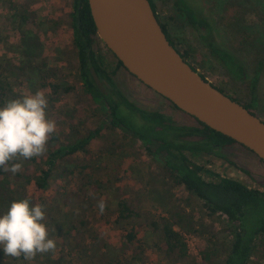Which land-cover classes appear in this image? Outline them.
Returning <instances> with one entry per match:
<instances>
[{
    "label": "rangeland",
    "instance_id": "obj_1",
    "mask_svg": "<svg viewBox=\"0 0 264 264\" xmlns=\"http://www.w3.org/2000/svg\"><path fill=\"white\" fill-rule=\"evenodd\" d=\"M11 1L19 5V12L25 14L28 20L23 23L24 27L18 26L19 19L9 26L0 23V58L4 64L11 66L12 75L18 74L19 65L32 67L27 70L31 71L27 82L23 87L13 85V91L21 90L20 96L34 94L37 90L44 91L48 100L47 117L54 120L56 130L66 136L74 135L70 129L71 121L78 124L80 129L94 128L103 111L84 94L78 78V62L71 45L68 15L72 0ZM170 1L154 0L159 20L168 23V30L177 47L204 73L208 81L248 105L264 121V65L256 80L254 93H251L255 68L258 61L264 62V0H188L199 15L211 21L214 40L233 52L244 65L245 76L241 80L231 77L217 62L201 38V29L181 17L168 18L172 14ZM8 5L9 0H0V22H3L2 15L8 13ZM27 25L31 28H26ZM94 49L105 56L112 67L115 66V58L102 41L97 40ZM113 78L119 89L137 105L164 112L177 124H196L193 118L176 109L124 68L119 67ZM52 84L57 86L55 92ZM13 94H9L12 99ZM89 148L93 155L89 162L90 171L108 172L112 180L111 183L102 184V190L93 191L86 185L78 190L80 198L73 196L80 183L84 182L80 166L85 163L86 156L81 152L61 162L50 181L49 189L42 197L33 191L31 185L22 186L12 180L7 183L10 189L21 185L27 199H32L34 204L45 201L42 205L48 231L54 225L64 226L67 222L96 216L100 220L99 229L108 234L114 250L124 228L135 225L139 229V237L147 241L143 264H172L156 251L157 232L146 225L158 216L171 215L176 221L174 227L182 232L188 244L189 257L184 263L178 264H214L223 256L221 246L224 248L230 240L225 222L207 217L201 204L189 197L182 188L170 187L172 184L163 179L161 163L144 154L137 142L122 139L119 132L104 130L91 141ZM221 152L223 157L205 156L203 161L223 176L239 179L249 187L264 190V164L250 150L233 143L225 146ZM104 166L107 168L103 170ZM118 197L136 209V217L114 222L117 215L111 201ZM77 200L82 201L81 206L75 205ZM100 200L106 204L103 213L97 207ZM106 218L109 219L104 221ZM73 245L72 238L65 246H59L56 242L54 251L38 253L31 261L15 263L97 264L93 255L101 246H94L95 251H79V247ZM205 248L213 252L208 262L201 260V251ZM248 264H264V255Z\"/></svg>",
    "mask_w": 264,
    "mask_h": 264
},
{
    "label": "trees",
    "instance_id": "obj_2",
    "mask_svg": "<svg viewBox=\"0 0 264 264\" xmlns=\"http://www.w3.org/2000/svg\"><path fill=\"white\" fill-rule=\"evenodd\" d=\"M149 2L169 42L175 46L171 40L168 23L159 20L154 0ZM170 2L172 14L168 15V18L178 16L197 29H201L203 31L201 38L217 62L234 79L244 78L245 68L239 58L214 40L211 21L199 15L188 0H171ZM18 6L9 0L8 13L2 15L3 22H0L2 26H9L10 23L19 19L18 26L24 27L28 18L19 12ZM68 15L71 45L77 56V74L82 90L102 109L103 115L94 128L80 129L78 124H73L70 120V129L74 135L66 136L57 129L50 136L42 155L27 160L21 158L19 162L22 163V168L15 175L0 168V214L7 211L14 199L27 198L26 193L21 190V185H31L33 191L42 197L49 189L50 181L54 178L61 162L78 152L86 156L85 163L80 166L81 178L84 182L80 183L73 196L80 198L78 190L86 185H89V189L93 191L102 190L104 188L102 184L111 183L112 180L108 172L90 171L89 162L93 155L89 145L94 138L100 136L102 131L108 130L119 132L122 139L137 142L144 154L161 163V171H164L163 179L172 184L170 187L182 188L189 197L201 204L207 217L225 222L227 226L225 229L230 234V240L227 246L224 248L221 246L223 256L214 264H248L264 255V190L249 187L239 179L223 176L203 161L205 156L223 157L221 150L236 142L192 116L190 117L196 124H177L164 112L143 108L129 99L119 89L113 78L119 67L124 68L121 62L104 44L115 58V66L112 67L105 56L94 49L95 42L101 40L96 34L88 1L72 0ZM26 28L31 27L27 25ZM177 49L180 50L178 47ZM263 65L264 62L260 60L255 68V76L251 80L252 94ZM30 68H32L30 65H19L18 74L12 75L11 66L4 64L0 58V104L2 106L12 99L9 97L10 93H14L13 99L20 97L21 90L14 92L12 87L13 85L23 87L31 72L27 71ZM211 84L227 95L223 89ZM52 88L55 92L57 86L52 84ZM229 97L236 100L232 96ZM244 106L249 108L248 105ZM106 168L104 166L103 170ZM11 180L21 185L16 189H10L7 183ZM30 202L34 204L32 199ZM77 202L75 205L81 206L82 201L77 200ZM42 204H45V201ZM111 204L117 215L115 223L137 215L136 209L125 199L114 198ZM99 222L96 216H91L88 220L85 218L78 221L77 219L67 222L64 226L54 225L48 231L49 238L57 242L59 246H65L72 238L73 246H78L79 251H95L94 246H101L93 255L97 264H143L142 258L146 255L147 241L139 237V229L135 225L123 229L124 232L118 239L117 247L113 250L114 245L111 244L108 234L99 229ZM175 223L171 215L158 216L146 223L148 228L157 232L156 251L164 260L172 264L184 263L189 257L187 241L182 232L174 227ZM212 253L206 248L203 249L201 260L208 262ZM22 260H25L23 256L20 258L6 256L0 246V264H16L15 262Z\"/></svg>",
    "mask_w": 264,
    "mask_h": 264
},
{
    "label": "water",
    "instance_id": "obj_3",
    "mask_svg": "<svg viewBox=\"0 0 264 264\" xmlns=\"http://www.w3.org/2000/svg\"><path fill=\"white\" fill-rule=\"evenodd\" d=\"M96 34L127 72L264 164V121L203 78L169 42L149 0H87Z\"/></svg>",
    "mask_w": 264,
    "mask_h": 264
},
{
    "label": "clouds",
    "instance_id": "obj_4",
    "mask_svg": "<svg viewBox=\"0 0 264 264\" xmlns=\"http://www.w3.org/2000/svg\"><path fill=\"white\" fill-rule=\"evenodd\" d=\"M47 97L42 90L10 99L0 106V168L13 175L22 168V159L42 155L56 122L47 117ZM103 213L106 204H97ZM42 204L29 199H14L0 214V246L6 256L33 260L37 254L54 251L56 242L49 238Z\"/></svg>",
    "mask_w": 264,
    "mask_h": 264
},
{
    "label": "flooded vegetation",
    "instance_id": "obj_5",
    "mask_svg": "<svg viewBox=\"0 0 264 264\" xmlns=\"http://www.w3.org/2000/svg\"><path fill=\"white\" fill-rule=\"evenodd\" d=\"M166 35V34H165ZM171 40L173 41V43H175V49L177 50V52L181 55V57L185 60V61H187L188 63H189V65L195 70V71H197L203 78H205V79H207V77L204 75V73H202V72H200L199 70H198V68H196L193 64H192V62H190L189 60H188V57H187V55L183 52V51H181V50H178L177 49V44H176V42L174 41V39L172 38V36H171ZM208 80V79H207ZM241 103V102H240ZM242 104V103H241ZM242 105H244V104H242ZM248 109H250V108H248ZM252 111V110H251Z\"/></svg>",
    "mask_w": 264,
    "mask_h": 264
}]
</instances>
